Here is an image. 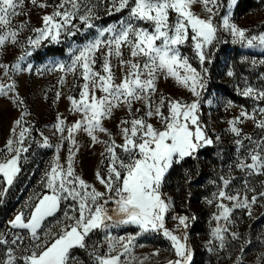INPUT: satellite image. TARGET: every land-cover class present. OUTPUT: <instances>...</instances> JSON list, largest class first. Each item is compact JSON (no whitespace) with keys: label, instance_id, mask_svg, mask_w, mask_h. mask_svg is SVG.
<instances>
[{"label":"snow or ice","instance_id":"snow-or-ice-1","mask_svg":"<svg viewBox=\"0 0 264 264\" xmlns=\"http://www.w3.org/2000/svg\"><path fill=\"white\" fill-rule=\"evenodd\" d=\"M107 2L111 4L109 14L127 10V18L99 30L95 39L82 46H74L70 50V63L53 61L45 69L37 70L40 74L44 70L64 73L58 81L61 86L66 85L67 75L73 76L76 83L69 90L73 94L66 99L69 111L79 118L69 123L63 115H57L53 127L60 134V142L42 177L45 191L35 198L27 214L20 211L8 222L11 229L8 235L0 233V245L6 246L0 264H81V258L73 254L75 249L84 250L92 264H133L134 261L147 264L152 256L159 255V249L142 259L132 252L137 237L148 233L162 234L171 242L175 259L168 260L167 264H193L194 250L188 243L187 229L189 220H195V216L173 215L175 227L168 228L166 217L174 205L162 188L174 165L186 158H195L201 149L220 140L219 136L213 139L208 135L207 125L200 119V97L207 73L203 66L209 60L206 49L217 41L221 31H227L233 43L264 51V32L253 35L249 29L233 22L230 9L238 0H231L222 16L220 11L225 7L222 0ZM27 3L42 9L53 8L41 17L42 25L32 29L34 36L27 37L31 48H39L45 41L60 43L62 34L74 36L79 31L74 23L77 19L86 28L94 26L97 7L94 0H59L53 5L47 0H27ZM195 4L202 6L200 13L193 11ZM171 14H175V20L170 19ZM19 15H28L25 0H0V50L9 43L19 44V36L28 23L23 21L13 26V19ZM145 24L150 27H144ZM189 40L199 69L181 51ZM30 55L26 51L13 64L0 63V96H9L18 107L23 105V100L12 73L31 71V64L23 66ZM259 63L264 64V59ZM5 77L9 82H4ZM161 79L174 80L195 99L187 102L161 93L157 86ZM239 94L264 102V88L248 85ZM62 96V91L56 92L57 101ZM120 109L126 112L117 125L122 143L105 127V121L111 120ZM26 115L22 111L15 120L11 129L14 138L7 141V154L0 159V178L6 185L0 190V197L14 183L21 171L22 154L29 150L25 142L31 137L32 126ZM245 120L254 121L258 129L264 130V107L258 103L250 112L242 107L240 114L227 122L228 131L236 137L237 152L243 153L234 167L244 176L239 178L241 187L236 189L230 186L237 177L220 178L222 187L213 193L218 211L213 214L217 223L211 232L213 239L208 242L209 251H216L211 247L215 241L223 250L229 237L240 239V233L231 227L235 224L236 210H245L251 216L254 206H264V180L259 182L257 190L251 179L264 176V136L255 138L243 133L239 125ZM79 133L86 134L92 146L104 145L101 163L107 161L106 174L96 172L104 191L76 172ZM100 134L108 139H101ZM40 135L42 146L51 148L49 138L43 133ZM65 143L69 145L68 155L61 163L59 152ZM61 212L63 218L57 219ZM123 225L136 226L139 231L128 236L111 234V229ZM100 230L106 233L107 251L103 254L100 246L88 244L91 236ZM17 249L23 254L18 256ZM260 259L264 261V254ZM242 261V257H237L238 264Z\"/></svg>","mask_w":264,"mask_h":264},{"label":"rangeland","instance_id":"rangeland-1","mask_svg":"<svg viewBox=\"0 0 264 264\" xmlns=\"http://www.w3.org/2000/svg\"><path fill=\"white\" fill-rule=\"evenodd\" d=\"M94 2L97 7L96 18L92 21L93 27L86 28L77 19L74 23L79 31H76L74 36L62 34L60 43L45 41L39 48H31L27 44V37L34 36L32 29L40 27L41 17L46 13H51L53 8L42 9L25 0V10L28 15H19L13 19V26L28 21L19 36L20 42L16 45L9 43L0 50V63L7 64L15 63L21 54L30 51L32 55L26 58L23 66L26 67L28 64L33 66L31 71L12 73L19 96L23 100L22 106L18 107L9 96H0V159L7 154L5 145L10 138H14L11 129L22 111H26V120L32 126L31 137L25 142L29 150L22 154L20 161L21 171L8 188L7 193L0 197V233L5 235L11 231L8 222L20 211L27 214L35 198L45 191L42 177L53 160L56 152L55 146L60 142V134L56 133L53 127L57 115H63L69 123L79 118L69 111L70 104L66 99L68 95L73 94L69 91L76 83L73 76L67 75L66 85L61 86L58 81L62 75H65L64 73L59 70H44L43 74H40L37 70L45 69V66L53 61L70 63V50L74 46H82L87 41L95 39L99 30L118 24L128 16L127 10L113 11L109 14L108 9L111 4L107 0H94ZM222 2L225 7L221 8V16L225 14L231 0H222ZM47 3L57 4L59 0H47ZM230 10L233 13V22L239 27L249 29L250 34L253 35L264 32V0H238ZM193 11L200 13L202 6L193 5ZM170 19L175 20V14H171ZM216 19L219 22L220 17ZM143 26L150 27L147 24ZM104 38L106 39L107 35ZM232 39L229 32L221 31L217 41L206 49L209 60L203 66L207 69V73L205 74V91H202L200 97V119L203 124L207 125L208 135L213 139L219 136L220 140L212 146L201 149L195 158H186L180 164L174 165L167 174L162 188L163 193L174 205V210L166 217L168 228L175 227L176 221L172 220L173 215L195 216V220H189L187 229L188 243L194 250L193 264H238L237 257L243 258L242 264H264V261L260 259L264 254V206L261 205L254 206L251 216L246 215L245 210H236L233 214L235 224L231 227L233 231L240 233V239L232 240L229 237L223 250L219 249V242L215 241L211 247L216 248V251L208 250V242L213 239L211 232L217 223L213 219V214L218 211L213 193L218 192L222 187L220 178H227L229 175L237 177L238 179L234 180L230 186L231 189H236L241 187L239 178L244 176V173L234 167L238 156L243 153L237 152V146L234 143L236 137L228 131L227 122L239 115L242 107L249 112L257 107L258 103L264 107V102H258L250 97L245 98L239 94L248 85L264 88V64L259 63L264 59V51L258 47L249 48L241 43H233ZM58 46L63 48L62 54L53 53L58 51L56 49L59 48ZM181 51L191 58L194 67L200 68L190 40L182 46ZM125 56L127 57V50H125ZM253 61L256 63L253 64ZM229 72L233 75H228ZM116 74L120 75L119 69L116 70ZM4 82H9L6 77ZM157 86L159 91L165 95L183 98L187 102L195 99L190 91L177 85L172 79H161ZM57 91L63 92V96L58 101L56 100ZM78 91L79 89H76V92ZM229 101H231L230 106ZM125 116L126 112L120 109L115 112L111 120L105 121V127L113 133L118 143H122V140L117 125L119 120ZM239 127L243 129V133L251 134L255 138L264 136V130L258 129L252 120H245ZM40 133L49 138L51 148L42 146L43 138ZM100 136L101 139H108L105 134H100ZM76 140L79 145V151L75 157L76 172L87 182L94 184L97 189L104 191L103 186L96 179L97 170L101 175L106 174L107 161L104 164L101 163L104 159L101 156L104 145L92 146L90 138L84 133L77 134ZM68 147L69 145L65 143L60 149L61 163L68 155ZM251 179L259 190V182L264 180V176ZM5 186L3 179L0 178V190ZM209 200H213V203H208ZM62 218L61 212L57 219ZM110 231L114 236H128L134 235L139 229L136 226L123 225ZM105 235L104 230L97 231L88 240L89 246H100V253L106 252ZM135 244L132 254L141 259L159 249V255L152 256L147 264H167L168 260L175 259L171 242L162 234L141 235L137 237ZM5 247L0 245V258L3 257ZM16 254L19 256L23 253L17 249ZM73 254L81 258V264H92L91 258L84 250L75 249ZM133 264L137 262L134 261Z\"/></svg>","mask_w":264,"mask_h":264},{"label":"trees","instance_id":"trees-1","mask_svg":"<svg viewBox=\"0 0 264 264\" xmlns=\"http://www.w3.org/2000/svg\"><path fill=\"white\" fill-rule=\"evenodd\" d=\"M56 49H58V51L57 52H53L54 54H62L63 53V48L62 47H59V48H56Z\"/></svg>","mask_w":264,"mask_h":264},{"label":"built area","instance_id":"built-area-1","mask_svg":"<svg viewBox=\"0 0 264 264\" xmlns=\"http://www.w3.org/2000/svg\"><path fill=\"white\" fill-rule=\"evenodd\" d=\"M181 231H184L183 229H181Z\"/></svg>","mask_w":264,"mask_h":264}]
</instances>
